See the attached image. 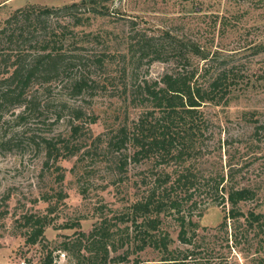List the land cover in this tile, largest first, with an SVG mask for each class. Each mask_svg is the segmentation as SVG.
<instances>
[{
	"label": "rangeland",
	"instance_id": "1",
	"mask_svg": "<svg viewBox=\"0 0 264 264\" xmlns=\"http://www.w3.org/2000/svg\"><path fill=\"white\" fill-rule=\"evenodd\" d=\"M79 1L0 0V26L27 5L55 8ZM107 6V14L95 16L89 26L68 29L64 52L80 57V66L50 83H33L25 101L33 100L36 108L22 119L18 117L23 106L0 111V264H44L48 257L51 264H75L88 255V235L100 226L107 234L109 262L126 254L119 264H133L135 259L159 263L156 250L137 252L130 246L126 213L146 191L147 170L156 166L170 171L175 163L135 162L130 144L119 153L106 148L116 130L125 128L130 135L146 110L131 99V85L158 80L172 70L169 63L148 65L123 57L129 21L148 34L168 30L218 50L228 66L250 80L245 87L239 80L226 103L202 108L205 133L199 170L213 177L225 175L221 186L252 191L254 199L240 202L239 208L264 215V137L253 132V121L264 120V0H113ZM97 58L103 59L102 67L95 64ZM192 63L202 65L196 58ZM82 79L94 82L93 88L77 94L74 84ZM73 126L78 127L74 137ZM50 139L59 143L60 156L67 155L61 149L63 140L73 154L48 159L45 141ZM124 153L126 166L120 173ZM222 196L221 190L207 186L196 192V207L186 211L197 225L187 229L190 244L179 241L176 216L161 218V229L185 264H256L263 233L247 228L243 219L228 220L222 227L223 213L229 209L226 202L219 204ZM34 219L46 226L30 244L27 222ZM262 228L264 232V223Z\"/></svg>",
	"mask_w": 264,
	"mask_h": 264
},
{
	"label": "trees",
	"instance_id": "2",
	"mask_svg": "<svg viewBox=\"0 0 264 264\" xmlns=\"http://www.w3.org/2000/svg\"><path fill=\"white\" fill-rule=\"evenodd\" d=\"M111 2L113 0H80L55 8L27 5L13 11L0 26V111L3 107L23 106L24 112L18 117L22 119L23 115L36 108L33 100L25 101L33 83H50L80 66V57L75 59L64 52L68 29L89 26L95 16L104 17L107 4ZM58 20H63V25H59ZM129 25L123 57L137 63L145 61L148 65L169 63L172 70L158 80L144 79L131 85V99L140 102L146 110L134 124L130 135L125 128L116 130L109 137L106 148L119 153L127 151L126 146L130 144V158L135 162L139 158L154 164L168 160L175 163L170 171L151 167L143 177L146 191L126 213L125 222L132 229L130 246H135L137 252L146 248L156 250L160 255L157 264H185L177 251L171 248V237L161 229V218L176 216L180 226L178 239L183 244H190L191 240L186 237L187 229L197 225L186 211L196 207L194 195L202 186H207L211 191L221 190L224 196L219 204L226 202L229 205L223 213L222 227L227 226L228 220L243 219L247 228H259L263 233L256 264H264V215L254 211L244 213L239 208L240 202L254 199L253 192L225 184L221 186L225 175L213 177L199 170L205 133L202 108L207 104L217 106L226 103L239 80L240 87L248 85L250 80L228 66L218 50L210 51L197 43L192 44L168 30L148 34L134 29L136 24L133 21H129ZM192 58L202 65H194ZM95 62L98 67L103 66L101 58ZM93 84L82 79L74 84V91L80 94L84 89L93 88ZM75 117L81 118V112L75 111ZM77 132V126L71 127L73 137ZM253 132L264 137V120L253 121ZM45 146L48 159L53 157L57 161L73 154L72 148L68 149V141L63 140L61 145V149L66 151L65 157L59 155L57 140L45 141ZM120 155L122 158H119L117 169L122 173L127 155ZM27 226H31L27 240L34 244L42 236L46 223L34 219L27 222ZM88 238V255L75 264H119L126 260L125 254L111 257L109 262L105 243L107 234L101 226L95 227ZM70 244L64 248L68 250ZM44 264H51L50 257ZM133 264L143 263L135 259Z\"/></svg>",
	"mask_w": 264,
	"mask_h": 264
}]
</instances>
